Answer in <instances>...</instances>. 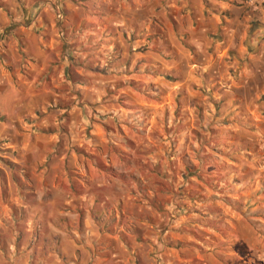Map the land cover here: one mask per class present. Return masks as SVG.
Listing matches in <instances>:
<instances>
[{
    "label": "crops",
    "instance_id": "1",
    "mask_svg": "<svg viewBox=\"0 0 264 264\" xmlns=\"http://www.w3.org/2000/svg\"><path fill=\"white\" fill-rule=\"evenodd\" d=\"M140 111L160 131L154 159L184 158L202 128L228 166L215 168L219 183L264 190L254 166L264 160V0H0V264H264L254 243L264 234L240 237L234 218H224L228 234L202 221L219 240L199 247L185 235L189 220L176 230L158 211L143 216L146 202L127 195L135 184L72 194L64 165L81 157V130L92 124L101 140L98 122L123 132ZM223 146L230 154L217 153ZM50 160L63 166L61 183L45 182ZM257 194L249 223L264 220Z\"/></svg>",
    "mask_w": 264,
    "mask_h": 264
},
{
    "label": "rangeland",
    "instance_id": "2",
    "mask_svg": "<svg viewBox=\"0 0 264 264\" xmlns=\"http://www.w3.org/2000/svg\"><path fill=\"white\" fill-rule=\"evenodd\" d=\"M139 88L140 86H138ZM200 114H202L201 111ZM198 116V113L194 114L197 122L199 121ZM128 117L129 122L123 132L117 130L113 125L110 127L98 122L97 124L102 126L101 135L103 138L101 140H92L90 136L92 124L81 130L83 142L81 147L77 148L81 157L80 159L67 158L64 165L68 179L74 185L73 195L82 197L95 194L90 189L94 182L104 183L118 180L129 185L135 184V189H129L127 195L146 202L143 216L153 217L152 212L158 211L159 214L167 216L170 221L167 224L173 228L181 227L187 223H183V220H189L188 223L190 222L193 227H188L185 235L189 242H193L199 247H205L206 243L213 239L216 243L219 240L216 235L208 237L203 234L202 231L205 229L201 226V222L205 220L211 222L209 224L213 230L228 234L232 230L230 229L232 225L230 219L234 218V220H238L236 225L234 222V229L239 231L240 237H249L248 232L252 231L264 234V220L259 219V221L250 223L247 221L260 208V204L255 202V194L258 193L256 198L264 199V190L258 192L255 185L252 184L248 188L244 187L239 192H235L234 179L232 182L224 179L219 183L221 176L214 172L215 168L220 166L221 170L226 171L228 166L226 160L221 161V164L218 165V161L214 158V153H216L214 149L221 147L215 143V140H212L214 136L209 139L204 135L205 131L202 128H197L196 131H192L194 142L187 148V155H190V158L187 157L184 148L182 150L185 152L184 158L181 153L177 159L167 161L161 157L157 160L151 156V151L157 149L158 146L152 145L151 142L157 137L156 135L160 134V131H153L152 128L148 131L150 126L146 124L143 111L132 113ZM104 140L107 142L105 143ZM110 140L113 143L116 142V145L112 144ZM68 145H71V142H68ZM159 146L161 147L162 144L159 143ZM118 148L124 149L119 152ZM222 152L230 154L226 153L225 146L222 149H217V153ZM49 162L51 165L46 172L45 182L61 183L63 180L62 164L57 169H51L52 164L56 166L57 161L50 160ZM254 166L259 170L260 176H263L264 160L262 157L254 161ZM95 169L102 170L103 175H100ZM260 176L257 175L255 180H252L253 183L258 181ZM244 179H247V176ZM219 184H224V187L221 188ZM83 185L84 187H82ZM103 193L110 192L101 191V197ZM48 195H50V199L57 200L56 192H48ZM28 201V203L34 201L33 194L29 196ZM134 205H136L134 202L127 205L128 214L135 213L136 206L134 207ZM147 208L149 209L146 210ZM15 213L22 215L20 210H16ZM224 218L230 221L226 223ZM21 229L22 225L15 226L16 231ZM183 234L182 232V234L176 235L177 243L184 241L183 238H180L183 237ZM253 241L251 237L246 238L242 245H246L248 242L252 244ZM254 243L259 247L264 246L262 238H256ZM227 245L230 246L231 243Z\"/></svg>",
    "mask_w": 264,
    "mask_h": 264
},
{
    "label": "built area",
    "instance_id": "3",
    "mask_svg": "<svg viewBox=\"0 0 264 264\" xmlns=\"http://www.w3.org/2000/svg\"><path fill=\"white\" fill-rule=\"evenodd\" d=\"M242 1L245 6L253 8L261 5L263 0H242Z\"/></svg>",
    "mask_w": 264,
    "mask_h": 264
}]
</instances>
